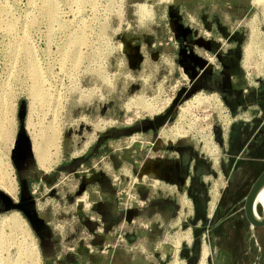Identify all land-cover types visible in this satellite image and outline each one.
Masks as SVG:
<instances>
[{"label":"rangeland","instance_id":"1","mask_svg":"<svg viewBox=\"0 0 264 264\" xmlns=\"http://www.w3.org/2000/svg\"><path fill=\"white\" fill-rule=\"evenodd\" d=\"M247 5L230 15L193 0H52L47 12L41 0H0V132L15 138L0 139V176L9 163L15 181L14 193L0 189V218L15 210L25 221V264H46L39 228L56 236L61 253L84 240L80 212H91L100 189L87 183L92 173L104 172L121 208H142L135 178L162 156L178 160L173 175L162 168L157 176L169 175L158 183H168L176 211L149 246L135 236L136 254L200 264L206 247L205 264L234 261L227 227L247 226L244 197L264 167V0ZM33 134L48 172L30 150Z\"/></svg>","mask_w":264,"mask_h":264},{"label":"crops","instance_id":"2","mask_svg":"<svg viewBox=\"0 0 264 264\" xmlns=\"http://www.w3.org/2000/svg\"><path fill=\"white\" fill-rule=\"evenodd\" d=\"M193 1L199 4L202 3L203 6H217L218 9L228 12L230 15L245 13L248 8V0ZM256 131H258V128ZM160 143L165 144L163 142ZM22 146L23 145H20L16 139L15 153L18 152V156L19 150ZM94 148L96 149V147ZM98 148L101 147L99 146ZM128 152L129 150H124L121 154L126 155L127 159L130 160L128 157L130 152ZM107 154L110 155L113 163L114 160L117 159L116 157L120 158V154L116 156L114 150H110ZM130 155L132 154L130 153ZM99 156L103 157V155ZM174 160H177V158L175 157ZM131 161H133L135 166L137 165V161L134 159L130 160V162ZM168 161L169 158L163 156L158 161L147 160L139 169L135 179L136 181H140V183L136 190L140 198L147 200L146 205L142 208H121L118 202L114 199L113 186L107 181L104 172L96 169L97 171L92 173L90 177L92 180H88L87 183L99 186L100 189L96 190L98 194L96 193V197L91 200V212H86L85 214L80 212V219L82 222L81 232L85 234L82 239L85 241H81L80 238V242L75 244L73 248L61 253V249L58 248L60 241L57 240L56 236H53L50 230H42L39 228L42 249L45 250L46 255V264H157L155 261L147 257H140L136 254L137 245L134 244V238L135 236L141 235L143 238L141 239L144 243L143 245L149 246V243L162 233L161 226L168 224L169 220H171L175 214L176 200L173 197V194L168 191L166 185L168 183L166 182L164 186L159 184L160 182L163 183L164 180L168 181L169 175L162 171L163 179L158 180L157 178L159 170L162 168L165 170L170 169L171 171L173 169L170 167H178V160L173 161V163H168ZM119 166L120 165L114 163L115 168L119 169ZM44 171L48 172V170ZM155 185L160 186L157 189H153ZM174 185L177 186V184ZM88 195L89 194L87 193L84 197L87 198ZM84 197L78 198V201L86 200ZM258 210L260 212V206L258 207ZM181 212L182 209L177 218V222L185 216V214L181 215ZM93 213L98 215L101 222H97L94 218L90 217ZM228 215L225 216V214H223L220 218L224 221L229 217ZM240 217L243 218H241L240 222H245L247 226L236 224L227 227L228 229L226 228L227 230H230L229 234L232 236L231 241L229 237V241L232 243V248L229 251L231 252L234 261L229 264H264V239L258 232V230L264 228V226H255L252 228L245 213L243 215L241 214ZM142 222L148 227L144 229L140 228V225L143 224ZM136 223H139V225L136 226ZM40 226H42V224ZM248 234L249 237L246 240L245 236ZM92 250H94V252H91Z\"/></svg>","mask_w":264,"mask_h":264},{"label":"bare ground","instance_id":"3","mask_svg":"<svg viewBox=\"0 0 264 264\" xmlns=\"http://www.w3.org/2000/svg\"><path fill=\"white\" fill-rule=\"evenodd\" d=\"M41 4L43 6V9H45V11L50 12L52 0H41ZM81 42H82V38L80 37L79 38L76 37V39H74V41L72 42L73 51L71 52V54L75 53V56H76V52H75L76 47ZM197 95L194 96V98L192 99L195 100V102L197 103H201L205 97H201ZM182 110H185V109H182ZM10 133L11 132L9 131V129L6 130L3 127L0 132V139L1 138L4 139V142L6 141L7 143V141H9L12 138V137H9L11 136ZM175 134H178V133H175ZM177 136L180 137V134H178ZM10 141L14 142L15 138ZM31 143H32L31 150L33 151V155L35 156L38 165L41 168L46 170L47 166L45 165V161H44L45 160V157H44L45 149L40 144L39 138L35 134L32 135ZM8 165L10 166V164L9 163L7 164V173H6L7 177L3 175L0 176V189L7 193H14L15 192V181L11 173V170H12L11 166L9 168ZM213 195H215V193H213ZM259 200L260 202H263V193H261ZM189 206H190L189 203L186 200H183V207L185 209V212L189 211ZM19 225L24 226L23 229H25V232L28 233V235L32 239V236L30 235L31 233L26 228L27 226H26L25 221L19 215V211L13 210L9 214L4 215L3 217L0 218V264H25L20 255L23 251L22 250L19 251V248H21V246L19 245ZM207 251L208 249L204 247L201 253L202 255L200 259V264H205V258L207 255Z\"/></svg>","mask_w":264,"mask_h":264},{"label":"water","instance_id":"4","mask_svg":"<svg viewBox=\"0 0 264 264\" xmlns=\"http://www.w3.org/2000/svg\"><path fill=\"white\" fill-rule=\"evenodd\" d=\"M164 116V120H165ZM263 193V202H260V195ZM260 206V212L258 207ZM243 209L251 227L264 226V168L252 182L244 197Z\"/></svg>","mask_w":264,"mask_h":264},{"label":"flooded vegetation","instance_id":"5","mask_svg":"<svg viewBox=\"0 0 264 264\" xmlns=\"http://www.w3.org/2000/svg\"><path fill=\"white\" fill-rule=\"evenodd\" d=\"M227 57H230V55H228ZM226 61L229 62L230 60L227 59ZM216 80H217V78H216L215 75H210V76L208 77L207 84H208L209 86H210V85L215 86V85H216ZM217 83L220 84L218 81H217ZM196 85H197V87H198L199 85L204 86L203 84H200L199 81H196ZM220 89H221V87L218 86V90H220ZM223 95H224V97L226 98V94L223 93ZM259 133H260V132H259ZM214 193H215V192H214ZM212 195H213V194H212ZM214 197H215V195H213V199H214Z\"/></svg>","mask_w":264,"mask_h":264},{"label":"trees","instance_id":"6","mask_svg":"<svg viewBox=\"0 0 264 264\" xmlns=\"http://www.w3.org/2000/svg\"><path fill=\"white\" fill-rule=\"evenodd\" d=\"M231 62H232V61H231ZM226 63L230 64V62H228V61H226ZM228 64H227V65H228ZM231 66H232V65H231ZM194 170H195V174L201 173V172H200V169L198 168L197 163H195V165H194ZM257 174H258V173H257ZM257 174H256V175H257ZM214 215H215V217H217V214H216V213H215Z\"/></svg>","mask_w":264,"mask_h":264}]
</instances>
